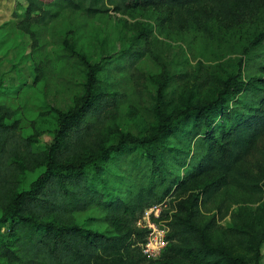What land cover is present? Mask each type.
Returning a JSON list of instances; mask_svg holds the SVG:
<instances>
[{
    "label": "trees",
    "instance_id": "trees-1",
    "mask_svg": "<svg viewBox=\"0 0 264 264\" xmlns=\"http://www.w3.org/2000/svg\"><path fill=\"white\" fill-rule=\"evenodd\" d=\"M23 1V17L16 23L27 32L31 22L46 25L66 9L93 15L110 9L169 6L191 23L213 18L236 23L264 8V0ZM83 60L88 66L84 93L71 109L58 112V127L49 144L18 134L16 120L0 119V226L7 224L9 230L8 238H0V255L20 264H158L161 256L149 258L141 251L146 229L137 220L145 208L173 190L216 172L200 196L194 194L179 204L180 213L172 214L162 255L180 264H247L229 247H252L245 229L228 226L226 240L215 243L208 233L227 213L228 208L222 210L225 189H239L257 199L264 193V186L244 166L251 157L264 160V76L250 77L243 84L229 76L214 98L189 104L172 117L163 116L150 134H124L105 144L102 128L118 97L97 87L99 64ZM243 88L257 90L256 97L244 109L229 105ZM0 112L11 116L12 108L1 104ZM177 133L191 144V153L180 162V176L167 177L168 168L156 147ZM124 155L130 156L124 173L106 168ZM37 167L38 174L24 185L21 173ZM113 175L120 176L124 189L110 184ZM129 176L133 181L126 180ZM212 201L217 212L202 224ZM91 206L102 211L108 228L91 229L72 220L73 213Z\"/></svg>",
    "mask_w": 264,
    "mask_h": 264
},
{
    "label": "rangeland",
    "instance_id": "rangeland-1",
    "mask_svg": "<svg viewBox=\"0 0 264 264\" xmlns=\"http://www.w3.org/2000/svg\"><path fill=\"white\" fill-rule=\"evenodd\" d=\"M23 11V0H0V105L12 108L11 116L0 112V119L5 123L16 120L18 134L33 135L40 145L51 142L58 112L71 109L83 95L88 77L83 59L99 64L97 87L118 97L102 128L105 144L124 134H150L163 116L172 117L189 104L214 98L229 76L242 84L250 77L264 76V8L236 23L220 18L191 23L169 6L110 9L93 15L66 9L46 25L31 22L30 32L16 23ZM256 35L262 38L257 40ZM256 95L257 90L243 88L228 103L244 109ZM156 148L168 168L167 177L180 176V162L191 153L187 139L171 134ZM117 159L118 163L109 162L106 168L124 173L130 156ZM244 166L264 186V160L251 157ZM39 171L40 167L26 170L20 179L27 185ZM216 176V172L200 176L156 203L162 212L161 225L180 213V203L189 202L196 193L200 196L206 181ZM133 179L126 178L128 182ZM109 182L124 189L119 175L109 176ZM222 197V210H228L218 220L219 226L208 233L210 241L226 240L228 226L245 229L252 247L230 245L231 252L247 264H264V193L257 199L229 187ZM209 205L202 224L217 212L215 201ZM101 216L102 211L91 206L73 213L72 220L105 230L109 226ZM8 237V226L3 224L0 238ZM163 249L153 257L161 256L158 264H180L165 258ZM0 264L20 263L0 255Z\"/></svg>",
    "mask_w": 264,
    "mask_h": 264
},
{
    "label": "built area",
    "instance_id": "built-area-1",
    "mask_svg": "<svg viewBox=\"0 0 264 264\" xmlns=\"http://www.w3.org/2000/svg\"><path fill=\"white\" fill-rule=\"evenodd\" d=\"M160 207L151 205L144 209L137 224L146 229L145 239L140 243L141 251L150 258L155 257L166 246L168 239L166 232L168 226L161 225Z\"/></svg>",
    "mask_w": 264,
    "mask_h": 264
}]
</instances>
